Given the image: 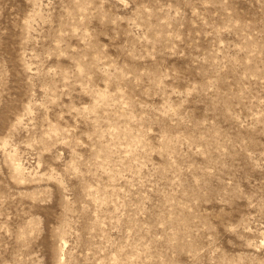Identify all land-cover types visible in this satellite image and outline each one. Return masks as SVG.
<instances>
[{
    "label": "rangeland",
    "instance_id": "obj_1",
    "mask_svg": "<svg viewBox=\"0 0 264 264\" xmlns=\"http://www.w3.org/2000/svg\"><path fill=\"white\" fill-rule=\"evenodd\" d=\"M0 264H264V0H0Z\"/></svg>",
    "mask_w": 264,
    "mask_h": 264
}]
</instances>
